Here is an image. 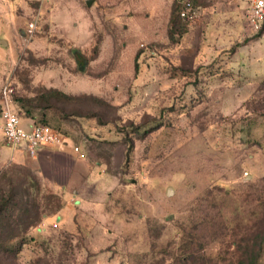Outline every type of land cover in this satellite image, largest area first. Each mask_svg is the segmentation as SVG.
Listing matches in <instances>:
<instances>
[{
	"label": "rangeland",
	"instance_id": "rangeland-1",
	"mask_svg": "<svg viewBox=\"0 0 264 264\" xmlns=\"http://www.w3.org/2000/svg\"><path fill=\"white\" fill-rule=\"evenodd\" d=\"M184 1L0 0V122L11 83L74 155L0 133V243L23 240L0 264H264V28L251 0H191L170 38Z\"/></svg>",
	"mask_w": 264,
	"mask_h": 264
},
{
	"label": "built area",
	"instance_id": "built-area-1",
	"mask_svg": "<svg viewBox=\"0 0 264 264\" xmlns=\"http://www.w3.org/2000/svg\"><path fill=\"white\" fill-rule=\"evenodd\" d=\"M200 15L199 7L191 0H186L180 8L181 18L188 22H194ZM247 22L254 31H260L264 27V0H251L247 10ZM37 23L31 21L28 34L33 35ZM0 133L11 146L25 150L28 155L36 157L45 146L64 147L69 143L68 136L61 130L45 123H29L24 126L21 117L14 109V87L6 83L2 88ZM75 151L79 147H74Z\"/></svg>",
	"mask_w": 264,
	"mask_h": 264
},
{
	"label": "trees",
	"instance_id": "trees-1",
	"mask_svg": "<svg viewBox=\"0 0 264 264\" xmlns=\"http://www.w3.org/2000/svg\"><path fill=\"white\" fill-rule=\"evenodd\" d=\"M180 17H181L180 16V6L178 7L177 4L173 3L172 8H171L170 28L168 30L170 38H173V34L175 32L174 28H177L178 26L181 25ZM54 93L61 94L63 97H66V98H77L75 96L68 95L67 93L61 92L56 88H49L45 91V95H47V94L51 95ZM45 95H44V97H45ZM17 100H18V98H15V96H14L15 103L17 105H19ZM20 102H23L19 105L20 106L19 112L24 111L22 117H27V118L31 119L33 121V123L49 124L47 122H42V121H38V120L34 119L33 111L27 106V104L24 103V100L20 99ZM17 113H18V111H17ZM49 125H51V124H49ZM51 126H53V125H51ZM55 128H57V127H55ZM57 129H59V128H57ZM16 204H17V199L15 198V196L12 193H7V194L1 193L0 194V230H2L4 228V225H6L9 217L13 216V213L11 211L16 206ZM25 212L27 215L26 217H28V220H27L28 221V223H27L28 227H31V226L33 227L36 222L41 221L43 219V217H45V215H46V214L40 213L38 210L34 212V215H32V213H30L31 211L29 209L25 210ZM14 229H15V227L11 228V231H10L11 234L15 232ZM19 236L20 235L18 233H15V234L10 236V238L7 242L0 243V251L3 252L7 256H11L13 258H16V256L18 255V252L20 251V249L22 247L23 240L20 239V240L15 241V242H13L12 240H15V238H17Z\"/></svg>",
	"mask_w": 264,
	"mask_h": 264
},
{
	"label": "crops",
	"instance_id": "crops-1",
	"mask_svg": "<svg viewBox=\"0 0 264 264\" xmlns=\"http://www.w3.org/2000/svg\"><path fill=\"white\" fill-rule=\"evenodd\" d=\"M243 1L244 0H235V3L236 4L240 3V6H243V4H242ZM25 118L29 120V123H32L33 122L31 119H29L27 117H25ZM68 148H70L69 145L64 146V147H59V146H45V147H43L40 150L39 154L40 155L43 154V153H45L47 155L58 154V155H62V156H65V157H72L73 158L74 157V155L72 153L73 151L71 149H68Z\"/></svg>",
	"mask_w": 264,
	"mask_h": 264
},
{
	"label": "water",
	"instance_id": "water-1",
	"mask_svg": "<svg viewBox=\"0 0 264 264\" xmlns=\"http://www.w3.org/2000/svg\"><path fill=\"white\" fill-rule=\"evenodd\" d=\"M92 2V0H88V3L90 4ZM173 191L172 188H169V193H171Z\"/></svg>",
	"mask_w": 264,
	"mask_h": 264
}]
</instances>
